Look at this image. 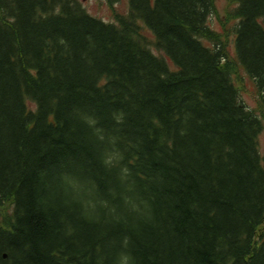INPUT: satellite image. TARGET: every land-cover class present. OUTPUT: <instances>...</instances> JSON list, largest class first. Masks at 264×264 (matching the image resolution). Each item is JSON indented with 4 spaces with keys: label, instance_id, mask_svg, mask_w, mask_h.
<instances>
[{
    "label": "trees",
    "instance_id": "16d2710c",
    "mask_svg": "<svg viewBox=\"0 0 264 264\" xmlns=\"http://www.w3.org/2000/svg\"><path fill=\"white\" fill-rule=\"evenodd\" d=\"M229 2L236 59L213 0H0V264H264V0Z\"/></svg>",
    "mask_w": 264,
    "mask_h": 264
},
{
    "label": "rangeland",
    "instance_id": "374dc122",
    "mask_svg": "<svg viewBox=\"0 0 264 264\" xmlns=\"http://www.w3.org/2000/svg\"><path fill=\"white\" fill-rule=\"evenodd\" d=\"M85 10L89 15L95 17L99 20H102L105 23H113V13L118 14H126L128 12V0H120L117 2L113 8H109L106 4L105 0H79ZM215 14H212L207 24L211 29L217 31L220 34L224 33V27L227 29L229 34V40L226 42V51L229 58L236 59L234 43H233V27L235 25V20L229 19L227 20V16L230 14L229 12L232 10L234 5L229 2V0H213ZM144 35L152 40V35L147 31L143 32ZM224 40L226 36L223 34ZM226 41V40H225ZM206 45H210L207 42H204ZM153 53L159 54L155 49H152ZM233 77L234 83L239 90L240 100L242 101L244 106H247L249 109H255L257 105L255 99V89L253 82L246 75L243 69L238 66L237 71ZM28 107L34 108V104L27 101ZM258 144H259V154L261 156V162L264 167V128L260 132L258 136Z\"/></svg>",
    "mask_w": 264,
    "mask_h": 264
}]
</instances>
